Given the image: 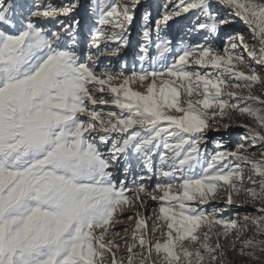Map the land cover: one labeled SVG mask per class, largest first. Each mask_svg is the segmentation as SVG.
<instances>
[{
    "label": "snow or ice",
    "instance_id": "1",
    "mask_svg": "<svg viewBox=\"0 0 264 264\" xmlns=\"http://www.w3.org/2000/svg\"><path fill=\"white\" fill-rule=\"evenodd\" d=\"M217 2L226 16L213 0H179L171 10L168 0L157 33L196 12L197 21L204 17L196 29L218 36L235 17L253 42L236 33L222 50L177 51L158 35V58L145 48L140 59L149 67L126 74L99 68L98 58L109 43L118 45L112 55L127 46L141 0H96L87 54L80 22L58 19L72 17L79 0L63 7L0 0V264H264V98L253 92L264 85V0ZM142 39L152 41L147 24ZM233 112L256 122L238 125L250 143L204 160L208 129L230 127L220 121ZM257 145L260 158L249 151ZM137 169L151 175L137 179ZM221 191L228 208L240 196L236 207H258L224 219L222 208L196 206L225 200ZM149 201L158 211L145 215ZM133 206L134 230L120 237L115 226ZM156 232L163 239L154 240Z\"/></svg>",
    "mask_w": 264,
    "mask_h": 264
},
{
    "label": "rangeland",
    "instance_id": "2",
    "mask_svg": "<svg viewBox=\"0 0 264 264\" xmlns=\"http://www.w3.org/2000/svg\"><path fill=\"white\" fill-rule=\"evenodd\" d=\"M12 3L18 4L20 0H11ZM37 3L40 0H36ZM44 3H52L54 6L63 7L73 2V0H43ZM128 2V0H125ZM168 3V0H141L140 5L136 8V16L133 24L131 25L130 31L128 33V44L127 46H123L121 48V52L119 55H112L111 49L117 47V44L109 43V51L98 58V66L99 68H103L105 65L109 66L114 73L124 71L126 74H130L133 71H140L141 65L143 63L144 67H149L148 62H142L140 57L143 54V50L146 48L147 54L149 57L156 60L159 56V51L155 47L156 43L160 42V39H167L171 41V46L175 50H179L183 46H198V45H210L214 48H219L222 50L225 40L228 36L234 35L236 33H243L245 38L250 43L252 41V33L249 29L238 19L235 17H231L232 23L227 26H222L219 28V35L209 34L205 31L196 29L195 25L200 21H203L204 17H200V21L196 20V16L198 13L190 12L188 14L181 15L179 17L174 18L173 21L170 22V25L167 29H162L157 33L155 22L162 16L164 12V5ZM179 3V0H172V3L168 4V10L172 9L173 4ZM96 4V0H79V6L72 14V17H58V19H62L65 21V24L72 23V20H78L79 27L77 28L78 40L81 45L84 46L85 54H87V44L90 42L91 29L94 26V21L97 18L94 12V6ZM213 11L219 13L221 16H226L228 14V9H226L223 5L219 4L217 0H213ZM146 13H150V17L148 21H145L144 16ZM34 21L37 18H32ZM145 24L151 29L152 41L148 44L142 39V32L144 30ZM47 27L51 28L53 31H59L60 27L57 25L53 27L52 24H48ZM160 37L158 39L157 37ZM103 47V45H101ZM93 51H95L93 49ZM222 54V51H221ZM175 52L169 53L166 56L165 62L170 64L173 62ZM246 55V54H245ZM247 59V57H246ZM249 63L251 61L249 60ZM158 66V65H157ZM247 71V69H242ZM208 71H211L210 69ZM262 74H264V69L260 70ZM135 90L144 92L146 89L143 87H137L133 85ZM254 94L261 95L264 98V85H258L253 89ZM247 95L245 91L243 93ZM243 106V105H241ZM115 110V109H111ZM175 114V113H173ZM234 117L233 120L224 119L220 121L222 125H231L228 128L225 127H216L209 128L207 134L204 138V143L201 145L202 155L204 160H209L211 155L214 154L215 151L218 150H235L238 143L243 142L245 146L250 143L249 140L241 141L242 136H247V132L245 129L239 127L238 125L244 124L249 125L251 127L256 126V122L247 116H241L236 112L232 113ZM217 145H222L223 148H218ZM251 152L256 153L255 158L259 157V146L256 148L249 149ZM158 163V161H157ZM245 174H249L251 169L250 166H244ZM199 171V169H197ZM137 179L140 177H144L145 179L151 175L147 170L139 171L137 169L133 173ZM131 179V177L129 178ZM155 179V177L153 178ZM220 195L225 198V200L221 201H213L208 205H196L204 209L206 212H211L214 208H222L224 211L219 213L218 215L224 219L235 218L236 213H240L241 216L249 213L254 207H258V205L245 204L243 207H236L244 200L243 196L236 197V205H233L231 208L226 206V198L227 192L221 191ZM148 204L150 207H147V211L145 215H151L152 209H156L158 211V205L155 202L149 201ZM139 209L135 206L128 209L123 214L124 222L123 224H118L115 226V230L119 231L120 237H130L131 233L134 230L135 220H128L127 217L129 215L134 214ZM256 215L257 213H252ZM156 220L155 216L148 221L149 226L151 227ZM128 227V231L125 232L123 229ZM166 230V229H165ZM254 232V228L252 231L247 233L244 238H248ZM120 237L116 239L119 240ZM163 239L159 232H156L153 236V239ZM260 239H264V237H258ZM129 243L131 241L129 240ZM222 243H227V241H222ZM239 247V245L237 246ZM127 245H122L121 252L126 253ZM229 257L232 259L236 258L235 252H230ZM258 264V262H257Z\"/></svg>",
    "mask_w": 264,
    "mask_h": 264
}]
</instances>
